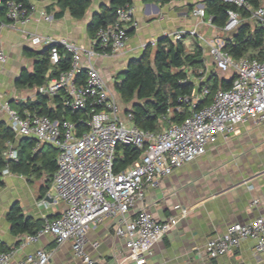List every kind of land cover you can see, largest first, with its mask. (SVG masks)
<instances>
[{
	"label": "built area",
	"instance_id": "2783aa9c",
	"mask_svg": "<svg viewBox=\"0 0 264 264\" xmlns=\"http://www.w3.org/2000/svg\"><path fill=\"white\" fill-rule=\"evenodd\" d=\"M242 8L249 20L264 28V7L253 8L247 0H222ZM132 2V0H131ZM25 15L21 5L8 1L6 18L13 24H24ZM205 6L195 4L192 15L204 20ZM239 15L227 12V21L217 35L208 43L211 68L197 71L194 83L199 87L211 72L233 77L227 90L216 89L208 105L196 109L199 100L210 91L202 87L190 96L178 101L189 104V114L179 123L170 122L174 114H183L182 107L168 108L161 116L166 125L159 132L144 131L133 124V115L125 112L116 94L109 87L92 59L99 49L107 54H116L124 49L129 28L136 26L132 3L116 9L112 23L97 29L92 48L82 49L66 39L51 36L32 38L33 44L49 49V64L57 67L61 61L60 47L71 54L70 67L38 88L36 93L49 99L62 95L64 108L75 112L84 111L86 119L80 125L70 120H51L46 116L20 114L9 104H0L15 139L32 138L34 150L50 145L57 151L56 169L52 177L53 202H62L65 209L52 220H45L35 234H21L17 242L21 246L35 244L41 237L50 236L60 246L70 243L76 264H98L86 252L87 233L92 227L113 220V234L122 239L125 256L120 264H146L145 256L153 243L163 237L165 225L157 222L144 208L136 210L145 189H156L161 181L174 170L206 153L218 139H226L239 124L253 121L264 123V60L242 57L234 59L224 51V35L231 33L239 23ZM51 21V16H44ZM209 22V21H208ZM210 23V22H209ZM5 24H0V30ZM189 35H196L190 32ZM184 37L175 33L174 40ZM6 62V54L0 37V63ZM187 75H193L187 70ZM119 145L141 149L137 162L116 173L113 170ZM5 156L17 159L14 143L6 142ZM7 169L3 175H7ZM44 205L47 202L43 201ZM256 204V202H254ZM255 240V252H264V217L247 224H232L219 237L209 240L198 250L201 259L213 260L232 253L246 240ZM16 252L13 247L0 252V264H9ZM52 254L38 250L17 261L16 264H53Z\"/></svg>",
	"mask_w": 264,
	"mask_h": 264
},
{
	"label": "crops",
	"instance_id": "0c3cea01",
	"mask_svg": "<svg viewBox=\"0 0 264 264\" xmlns=\"http://www.w3.org/2000/svg\"><path fill=\"white\" fill-rule=\"evenodd\" d=\"M198 2L203 3V0H132L136 26L129 28L132 33L124 49L116 54L98 52L92 59L107 83L110 82L112 90L130 62L139 59L148 47L153 54L155 43L162 37L175 41V33L194 32L196 35H190V40L182 38L185 50L191 53L195 46H199L204 67L211 68V63H205V58H209L208 43L219 34V30L192 15ZM28 3L31 13L26 23L6 25L0 30L6 54V62L0 63V104L35 99L36 89L16 85L23 71L32 72L34 58L29 53L46 49L43 45L33 44L32 38L48 35L54 39H66L82 49L92 48L95 34L91 37L88 28L100 6L107 4L103 0H90L84 17L77 20L68 12L62 18L54 19L53 14L46 11L49 1L28 0ZM46 15L52 20H44ZM191 79L194 81L195 77ZM207 80L209 75L205 78ZM118 101L122 106L119 98ZM47 105L52 107L49 101ZM122 108L125 111L126 108ZM0 122L8 126L3 112H0ZM14 147L16 149L15 144ZM2 181L0 251L16 248L9 264H16L38 250L50 252L53 264L78 263L70 243L58 246L52 237L43 236L35 244L21 246L17 242L18 236L10 232L7 217L14 205L21 209L25 219L42 222L58 217L65 209L64 203L53 202L52 178L48 181L45 174L25 177L8 173L3 175ZM44 200L47 205L43 204ZM142 208L165 225L163 237L146 253V264H264V252L256 253L255 240L251 239L243 241L232 253L210 261L197 254L209 240L222 236L228 226L247 224L264 217V123L258 125L248 121L239 124L226 139L220 138L209 146L205 154L174 170L158 188L145 189L142 200L136 205V210ZM113 223V220H107L87 233L86 252L98 264H120L126 254L123 240L113 234Z\"/></svg>",
	"mask_w": 264,
	"mask_h": 264
},
{
	"label": "trees",
	"instance_id": "16d2710c",
	"mask_svg": "<svg viewBox=\"0 0 264 264\" xmlns=\"http://www.w3.org/2000/svg\"><path fill=\"white\" fill-rule=\"evenodd\" d=\"M14 1L21 5L25 15L29 13L30 6L28 0H2L0 4V24L11 25L13 21L6 18V3ZM50 5L46 7L47 13H52L54 19H60L68 12L74 19H82L90 7V0H46ZM107 4H102L99 12L91 20L88 28L89 35L94 37L95 32L102 26L112 23L115 19L117 8L131 4V0H103ZM167 2L168 0H161ZM253 7H264V0H247ZM205 6L204 20L209 21L217 29H222L227 21V12L233 11L239 15L240 21L237 27L229 34L224 35V51L234 59L242 57L254 58L259 61L264 60V28L251 22L249 14L242 8L224 3L222 0H203ZM56 8V10H55ZM132 31L128 32V35ZM184 39L172 41L169 37H162L155 43V51L150 59L149 47L144 50L143 55L129 63L126 70L117 78L114 83V92L121 102L130 104L125 112L133 115V124L144 131L159 132L166 124L161 121V116L168 108L174 110L182 107L183 114H174L170 122L179 123L183 117L189 114V104L178 101L179 97L190 96L197 89L207 87L210 95L199 100L196 109L208 105L211 94L218 88L227 90L231 86L233 77H219L215 72H211L209 80L195 86L193 76H198L197 71L204 67L203 53L199 46H195L191 53L186 52L183 43ZM60 49L61 61L57 67L49 64V49L41 52H30L34 58L32 72L23 71L18 78L16 85L25 89H36L57 76L59 72L66 71L70 67L71 54ZM96 52H103L97 45L94 46ZM187 70H191L193 75H187ZM50 71L49 75L48 72ZM62 95L53 97L52 107L47 105L49 99L36 94L33 101L17 102L10 107L20 114L27 111L30 115L46 116L51 120H70L78 125L80 121L86 119L84 111L75 112L69 108H64ZM11 141L16 145L17 159L9 160L5 157L6 142ZM36 142L32 138L15 139L13 132L3 122H0V188L4 186L3 171L7 169L9 173L29 177L32 174L40 177L45 174L48 181L51 180L56 169L57 151L50 146H43L36 151L33 149ZM142 151L134 146L119 145L114 161L113 170L116 173L137 162ZM48 189V188H47ZM45 190L42 194L45 195ZM10 225V232L13 236L21 234H35L38 232L43 222L25 219L21 209L12 206L7 217ZM9 250L3 248L0 252Z\"/></svg>",
	"mask_w": 264,
	"mask_h": 264
},
{
	"label": "rangeland",
	"instance_id": "374dc122",
	"mask_svg": "<svg viewBox=\"0 0 264 264\" xmlns=\"http://www.w3.org/2000/svg\"><path fill=\"white\" fill-rule=\"evenodd\" d=\"M261 2H262V0H261ZM240 20V19H239ZM187 36V37H186ZM189 33H187V34H184V37L183 38H186L187 40H190V38H189ZM185 45H188V44H185ZM152 56H153V54L150 52V59H152ZM212 62V60H211V58L209 57V58H205V63H207L208 65H210V63ZM218 75H219V77H224L225 75H223L222 73H218ZM109 84H110V82H109ZM108 84V85H109ZM109 87L111 88V86L109 85ZM114 90V89H113ZM114 92V91H113ZM121 104H122V106L123 107H125V108H130V104H125V103H123V102H121Z\"/></svg>",
	"mask_w": 264,
	"mask_h": 264
},
{
	"label": "water",
	"instance_id": "95a60500",
	"mask_svg": "<svg viewBox=\"0 0 264 264\" xmlns=\"http://www.w3.org/2000/svg\"><path fill=\"white\" fill-rule=\"evenodd\" d=\"M121 74H123V72Z\"/></svg>",
	"mask_w": 264,
	"mask_h": 264
}]
</instances>
